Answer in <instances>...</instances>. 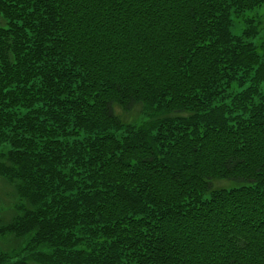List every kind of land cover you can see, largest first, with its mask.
I'll list each match as a JSON object with an SVG mask.
<instances>
[{
  "label": "trees",
  "instance_id": "obj_1",
  "mask_svg": "<svg viewBox=\"0 0 264 264\" xmlns=\"http://www.w3.org/2000/svg\"><path fill=\"white\" fill-rule=\"evenodd\" d=\"M263 5L0 0V264H264Z\"/></svg>",
  "mask_w": 264,
  "mask_h": 264
},
{
  "label": "rangeland",
  "instance_id": "obj_2",
  "mask_svg": "<svg viewBox=\"0 0 264 264\" xmlns=\"http://www.w3.org/2000/svg\"><path fill=\"white\" fill-rule=\"evenodd\" d=\"M0 26L6 27L7 22L3 17H0ZM250 31L253 34L251 40L258 48V52L264 58V5L252 12L244 13L235 19L233 32L235 35L242 36L245 32ZM264 87V86H263ZM114 111L126 125H140L147 120V110L142 104H137L132 110L126 111L120 106L114 105ZM232 184L228 181H216L215 187H228ZM13 187L0 177V219L5 216L9 219L12 215V208L15 203ZM2 215V216H1ZM32 235L26 236L18 241V246L15 247L13 240L10 237L0 239V252L15 250V252H24L32 246ZM29 251V250H28ZM25 254V255H26Z\"/></svg>",
  "mask_w": 264,
  "mask_h": 264
}]
</instances>
